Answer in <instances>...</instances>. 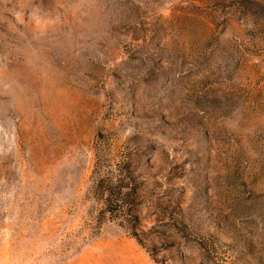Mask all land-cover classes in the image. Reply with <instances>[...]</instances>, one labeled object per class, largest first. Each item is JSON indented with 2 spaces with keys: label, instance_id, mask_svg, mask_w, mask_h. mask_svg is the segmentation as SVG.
I'll return each instance as SVG.
<instances>
[{
  "label": "rangeland",
  "instance_id": "rangeland-1",
  "mask_svg": "<svg viewBox=\"0 0 264 264\" xmlns=\"http://www.w3.org/2000/svg\"><path fill=\"white\" fill-rule=\"evenodd\" d=\"M0 264H264V0H0Z\"/></svg>",
  "mask_w": 264,
  "mask_h": 264
}]
</instances>
